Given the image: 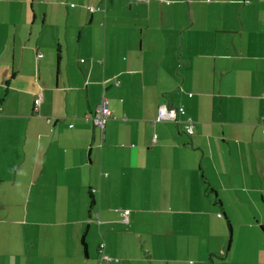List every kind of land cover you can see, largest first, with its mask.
<instances>
[{
  "label": "crops",
  "instance_id": "crops-1",
  "mask_svg": "<svg viewBox=\"0 0 264 264\" xmlns=\"http://www.w3.org/2000/svg\"><path fill=\"white\" fill-rule=\"evenodd\" d=\"M183 255L264 264V0H0V264Z\"/></svg>",
  "mask_w": 264,
  "mask_h": 264
},
{
  "label": "built area",
  "instance_id": "built-area-1",
  "mask_svg": "<svg viewBox=\"0 0 264 264\" xmlns=\"http://www.w3.org/2000/svg\"><path fill=\"white\" fill-rule=\"evenodd\" d=\"M89 11L98 10L99 7L93 8V6L86 7ZM119 83L118 81H115V84ZM40 102V98L37 97L33 101L34 110H38V105ZM110 110L108 106V102L105 99V97L101 98L96 111L92 113L91 115H85L87 119L90 118V120L94 123L95 126L103 128L105 125L106 120L110 117ZM180 116L183 119L184 122V132L186 134H191L193 131V120L187 115L184 107L182 106H167L165 104H160L157 107V115L155 116V119L153 122H159V121H175L177 120V117ZM155 136H153V140H155ZM129 210L125 209L122 211L123 219L122 221H126L128 219Z\"/></svg>",
  "mask_w": 264,
  "mask_h": 264
},
{
  "label": "rangeland",
  "instance_id": "rangeland-1",
  "mask_svg": "<svg viewBox=\"0 0 264 264\" xmlns=\"http://www.w3.org/2000/svg\"><path fill=\"white\" fill-rule=\"evenodd\" d=\"M182 210H184L187 215L188 214H191V216H194L195 215L194 214V210H192V208H185V209H182ZM223 220H225V219L223 218L222 221ZM224 227H225V230H227L228 236H229V230L227 228V225H226L225 221H224ZM181 259H182L181 260V263L182 264H201L199 262L198 256H196V255H183V256H181ZM221 261L222 260L220 259V257H218V256L215 255V257L213 259V262H214L213 264H222Z\"/></svg>",
  "mask_w": 264,
  "mask_h": 264
},
{
  "label": "trees",
  "instance_id": "trees-1",
  "mask_svg": "<svg viewBox=\"0 0 264 264\" xmlns=\"http://www.w3.org/2000/svg\"><path fill=\"white\" fill-rule=\"evenodd\" d=\"M193 127H194V122H193ZM193 131H194V129H193ZM192 131V132H193ZM192 134V133H191ZM191 134H188V135H191ZM93 203V201L90 203V204H92ZM82 242H83V244L85 245V243H84V241L82 240Z\"/></svg>",
  "mask_w": 264,
  "mask_h": 264
}]
</instances>
